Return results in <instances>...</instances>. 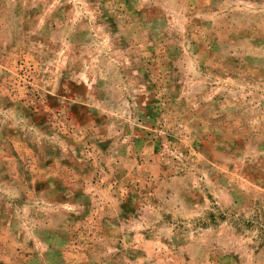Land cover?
Instances as JSON below:
<instances>
[{
	"label": "rangeland",
	"instance_id": "rangeland-1",
	"mask_svg": "<svg viewBox=\"0 0 264 264\" xmlns=\"http://www.w3.org/2000/svg\"><path fill=\"white\" fill-rule=\"evenodd\" d=\"M0 264H264V0H0Z\"/></svg>",
	"mask_w": 264,
	"mask_h": 264
}]
</instances>
